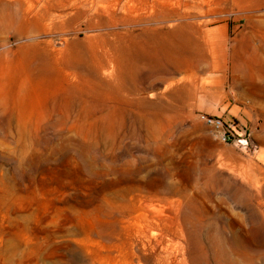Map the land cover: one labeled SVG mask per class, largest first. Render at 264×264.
Here are the masks:
<instances>
[{
  "label": "rangeland",
  "instance_id": "374dc122",
  "mask_svg": "<svg viewBox=\"0 0 264 264\" xmlns=\"http://www.w3.org/2000/svg\"><path fill=\"white\" fill-rule=\"evenodd\" d=\"M0 264H264V0H0Z\"/></svg>",
  "mask_w": 264,
  "mask_h": 264
},
{
  "label": "bare ground",
  "instance_id": "6f19581e",
  "mask_svg": "<svg viewBox=\"0 0 264 264\" xmlns=\"http://www.w3.org/2000/svg\"><path fill=\"white\" fill-rule=\"evenodd\" d=\"M238 176L241 177V179L247 181V177H244V176H242V175H240V174H238Z\"/></svg>",
  "mask_w": 264,
  "mask_h": 264
},
{
  "label": "built area",
  "instance_id": "2783aa9c",
  "mask_svg": "<svg viewBox=\"0 0 264 264\" xmlns=\"http://www.w3.org/2000/svg\"><path fill=\"white\" fill-rule=\"evenodd\" d=\"M209 122H211V121H209ZM225 140V139H224Z\"/></svg>",
  "mask_w": 264,
  "mask_h": 264
}]
</instances>
